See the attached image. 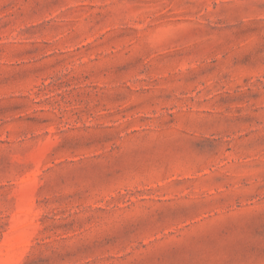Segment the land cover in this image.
<instances>
[{"label":"rangeland","instance_id":"obj_1","mask_svg":"<svg viewBox=\"0 0 264 264\" xmlns=\"http://www.w3.org/2000/svg\"><path fill=\"white\" fill-rule=\"evenodd\" d=\"M0 264H264V0H0Z\"/></svg>","mask_w":264,"mask_h":264}]
</instances>
